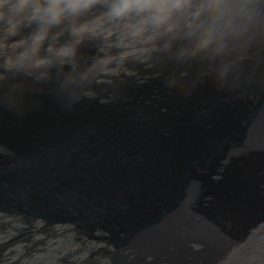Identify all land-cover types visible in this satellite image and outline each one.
<instances>
[{
  "label": "water",
  "instance_id": "water-1",
  "mask_svg": "<svg viewBox=\"0 0 264 264\" xmlns=\"http://www.w3.org/2000/svg\"><path fill=\"white\" fill-rule=\"evenodd\" d=\"M129 1L14 12L69 53L0 68V264H179L219 241L224 260L264 222V0H175L157 50L107 78L70 31Z\"/></svg>",
  "mask_w": 264,
  "mask_h": 264
},
{
  "label": "flooded vegetation",
  "instance_id": "flooded-vegetation-1",
  "mask_svg": "<svg viewBox=\"0 0 264 264\" xmlns=\"http://www.w3.org/2000/svg\"><path fill=\"white\" fill-rule=\"evenodd\" d=\"M54 1L55 0H0V68L2 70L9 71L13 69L20 61L35 55L37 52L47 53L54 51L57 56L64 53V57H61L62 59L68 55L69 52L67 49L65 50V48H42L41 44L44 38L26 34L22 24L18 21V17L14 13H18L19 10L29 9L34 15L31 16L28 21L29 23H34L38 18L35 14L39 12V7L41 5L61 3V1L64 0ZM170 4L178 5L175 0H131L127 4L113 8L105 13L90 15L84 22L70 31V36L75 40H79L82 35L86 34L87 36L93 37V34H97L93 38L101 41L99 45V53L102 55L100 64L105 67L103 73L107 78L124 74L134 75L136 74L138 65L145 63L150 58L151 54L157 50L162 37L161 27L169 17L167 14L170 13V8L172 6H170ZM162 7H164L165 10L163 12L161 10L158 11ZM138 11L142 13L139 16L134 15ZM164 13L167 14L165 15ZM128 16L131 17L128 19ZM131 18H136L139 22L143 21L140 24L138 23V26H143L148 29L140 32L130 28L127 25L134 22ZM113 23L116 24L115 28H120V32L117 33L116 38L101 37L104 32L97 28L101 27L103 29H108V26H111ZM19 35H21V37H19ZM147 35L150 37L148 39L149 42L140 44L141 41L146 40ZM115 42H119V44L123 43L124 45L137 43L139 46L142 45L141 47L144 46L146 48L144 52L137 54V59L130 62L123 56H119V52L124 53L126 48H119L116 53V51H113L115 49L108 46V44H113ZM45 60L46 59H37L34 61L32 67L34 69H39L37 66H40L41 68L46 63ZM130 68L135 70L130 71ZM16 220L20 221L21 218H16ZM3 243H5V241ZM85 244L86 242L84 239L78 237L75 233H71L68 237V245L65 244V250L68 255H70L79 251Z\"/></svg>",
  "mask_w": 264,
  "mask_h": 264
},
{
  "label": "bare ground",
  "instance_id": "bare-ground-1",
  "mask_svg": "<svg viewBox=\"0 0 264 264\" xmlns=\"http://www.w3.org/2000/svg\"><path fill=\"white\" fill-rule=\"evenodd\" d=\"M225 245L224 241H219L218 245L210 244L209 250H205L195 244L192 259L187 263L179 261V264H264V222L247 229L239 238L236 251L230 252L231 255L223 260L224 251H227Z\"/></svg>",
  "mask_w": 264,
  "mask_h": 264
},
{
  "label": "rangeland",
  "instance_id": "rangeland-1",
  "mask_svg": "<svg viewBox=\"0 0 264 264\" xmlns=\"http://www.w3.org/2000/svg\"><path fill=\"white\" fill-rule=\"evenodd\" d=\"M172 4H170V6H171ZM177 6L178 5H172L171 6V8H170V12L171 11H174V10H176L177 9ZM164 11L165 10V8L164 7H162L161 9H159L158 11ZM142 12L141 11H138V12H136L134 15H137V16H139L140 14H141ZM165 15L167 14V13H164ZM167 15H170V13H168ZM131 16H128V19L130 18ZM137 18V17H136ZM136 18H131V19H133V23H131V24H128L127 26H129L130 28H132V29H135V30H137V31H143V30H147L145 27H139L138 26V23L140 24L141 22H143V21H141V22H139V20H137ZM115 26H116V24H112L111 26L109 25L108 27V29H103V28H101V27H98L97 29H100V30H102L104 33L101 35V37H104V38H110V37H113V38H116V35H117V33L118 32H120V28H115ZM141 26V25H140ZM150 29V28H149ZM172 29V27L170 26V27H167L166 28V30H171ZM97 34L95 33V34H93L92 36L94 37V36H96ZM150 37L147 35V37H146V40H143V41H141V43L140 44H145V43H148L149 42V39ZM108 46H110V47H112L113 49H115V50H113V51H116V53H117V51H118V49L119 48H126V50H125V52L123 53V52H119V56H123L127 61H132V60H134V59H137L136 57L138 56L137 54L138 53H141V52H144L145 51V48L146 47H141V46H139L137 43H130L129 45L127 44V45H124L123 43L122 44H119V42H115V43H113V44H108ZM134 46H139V47H134ZM134 47V48H133ZM133 48V49H132ZM129 49V50H128ZM115 53V52H114ZM64 54V53H63ZM62 53H61V55H60V57H64V55H63ZM112 54V53H111ZM67 56V55H66ZM129 56H131V57H129ZM46 61V60H45ZM117 62H120V61H117ZM37 67H39L40 68V66H37ZM80 238H82V237H80ZM82 239H84V238H82ZM62 246H60L59 248H61ZM61 264H63V263H61ZM82 264H87V263H85V262H83Z\"/></svg>",
  "mask_w": 264,
  "mask_h": 264
}]
</instances>
